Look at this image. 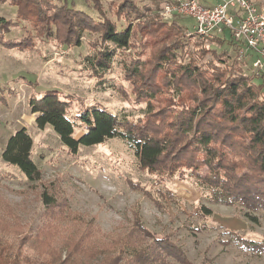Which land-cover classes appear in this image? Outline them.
I'll return each mask as SVG.
<instances>
[{
	"label": "rangeland",
	"instance_id": "374dc122",
	"mask_svg": "<svg viewBox=\"0 0 264 264\" xmlns=\"http://www.w3.org/2000/svg\"><path fill=\"white\" fill-rule=\"evenodd\" d=\"M100 1L107 16L115 20L108 9L109 4H118L122 0ZM132 1L139 8L156 9L137 10L138 18L131 21L135 30L138 26H147L153 35L151 41H156L150 48L146 45L142 48L136 43L140 38L136 35L134 46L123 52L117 51L102 77L94 76L87 67L89 56L104 51L105 43L99 32L89 29L81 31L77 37L75 32L79 29H72L66 39L61 38L68 43L62 44L55 37L56 23H68L70 28L75 24V18L63 13L56 16L55 21V10H27L30 14L23 10L20 18L29 21H20L18 25L17 8L8 1H0V17L13 23L9 24L12 27L8 32L3 30V36L19 39L24 35L25 26L32 41L30 49L25 51L0 44V264H99L104 257L117 258V252H109L108 247L115 239L125 238H128L129 246L139 243L154 255L159 253L154 242L158 239L170 242L185 254L186 264H264V253H252L236 239L237 236L240 240L264 242V213L248 212L241 204L230 206L211 202V189L206 181L211 171L208 166L198 163L194 171L181 165L170 173L162 169L150 172L140 169L133 151L117 139L79 147L76 153H70L48 126L44 129L36 127L28 101L39 98L47 90L58 91L70 102L68 112L72 120L85 109L99 106L120 120L143 124L146 118H156L154 114L158 110H165L166 100L172 98L169 90L176 88V84L186 85L193 95L199 93V82L206 80L208 74L224 68L219 67L223 63L210 50L228 53V64L233 58L237 59L235 49L227 43V36L226 39L217 36L222 42L217 45L211 38L185 35L187 31L193 32L190 18L173 12L164 19L161 9L171 0ZM255 1L264 8V0ZM52 2L99 21L100 13L94 9L93 0ZM215 2L204 1L209 5ZM175 23L183 28L182 31L167 33L165 30L175 27ZM44 24L52 31L48 37L37 33ZM175 34L178 35L175 37ZM174 38L177 44L170 50L173 62L166 67L164 63L159 65L166 72L158 73V76L165 74L169 80L164 84L162 78L157 79L164 92L151 101L141 98L136 94V84L141 94H153L154 81L146 83L144 78L150 66L157 63L153 60L154 53L166 48ZM255 60L248 53L235 68L250 76L255 74L251 68ZM135 67L140 75L146 72L142 77L144 84L141 78L137 81L132 77ZM185 68H188L187 72L195 73L191 76L183 73L182 78L188 76L195 84L180 81ZM199 72L203 76L197 78L195 75ZM257 75L260 79H254V83L263 85L264 69L255 77ZM257 101H264V88ZM169 121L164 119L163 124L167 125ZM76 126L75 138H78L84 128L78 123ZM22 127L32 139L31 158L41 173L38 182L28 181L17 167L9 166L1 159L7 139ZM165 129L170 133L167 127ZM215 134V131L210 132L214 142L212 147L216 148L212 149L213 164L221 154L229 160L223 163L226 168L219 171L220 181L229 180L226 186L231 187L237 185L239 178L248 175L252 178L248 187L253 189L251 184H254L261 188L260 194L264 196V185L258 184L255 177L256 167L254 171L249 163L247 166L244 163L243 158L251 160L256 156L248 135L241 132L223 147L217 142L220 136ZM185 143L180 144L176 156L190 155L191 150L184 149L189 145L183 147ZM176 161L182 160L177 157ZM232 162L239 168L231 169ZM238 188L240 190L242 186ZM44 191L55 198L54 208L43 205L41 194ZM252 194L253 191L248 196ZM201 208L210 210V215L201 216ZM165 260L168 264H180L173 257Z\"/></svg>",
	"mask_w": 264,
	"mask_h": 264
},
{
	"label": "trees",
	"instance_id": "16d2710c",
	"mask_svg": "<svg viewBox=\"0 0 264 264\" xmlns=\"http://www.w3.org/2000/svg\"><path fill=\"white\" fill-rule=\"evenodd\" d=\"M0 1H8L9 5L17 8L16 17L18 22L16 23L18 25L20 21H29V19L20 18L23 16V10H26V14H30V11L27 10H38L40 12L55 10L53 12L55 21L63 13L75 18L76 22L70 28L68 23L60 24L57 22L60 24L58 28V24L55 22L57 26L55 37L62 44L68 43L61 38L66 39L71 34L72 29L75 31L79 29L75 32L77 37L81 31L89 29L92 32H99L101 41L103 44L105 43L104 51H99L98 54H93L87 59V67L94 76L102 77L110 68L117 51L123 52L133 47V40L136 35L140 36V38H137L138 41L136 43L142 48L145 45L150 48L156 41H151L153 35L150 30L146 29L147 26H138L136 30L131 26V21L134 18H138L136 15L137 10L156 9H152L149 6L139 8L132 0H122L118 4H109L108 9L112 11V16L115 20L107 16L100 0H93L94 9L99 10L100 13L99 21H94L75 10L67 9L66 5H55L52 0ZM10 23L12 22L0 17V44L6 48L19 51L30 49L32 45L31 35H29L27 29H24L25 26L23 27L24 35L19 39H7L3 36V33L6 30L8 32L10 27H12V25H9ZM156 24L158 26V23ZM44 25L39 28L38 31L40 32L37 33H44L48 37L52 31H48V26ZM175 25V27L171 26L165 31L167 33H180L183 28L176 23ZM227 33L223 30L211 39L212 41L215 40L214 42L217 45H221L222 42L216 37L222 36L223 39H226L225 37L227 36L229 38L228 45L234 48L237 54L240 44L232 39L230 34L228 36ZM176 35L178 34L174 36L176 37ZM176 44L177 41L174 38L166 48L154 53L153 60L156 59L158 63L156 65L158 66L153 63L154 65L150 66L148 74L144 78L146 83H150V81L153 83L154 81L155 89L153 94H141L140 88H137L136 81L132 80V83L136 84V94L141 98H148L151 101L158 93L164 92L157 79L162 78L164 84H168L169 80H167L165 74L159 77L158 73H165L166 71H162L164 67L173 62L170 50ZM210 51L220 59V63H223L219 67L224 68H218L221 69L220 72L213 70L208 74L209 76L206 77V80L199 82V93L193 95L190 94L186 85L179 86L175 83L176 88L172 91L169 90L172 98L166 100L165 110L163 108L162 110H158L154 114L156 118H146L143 124H134L127 120H120L116 115L107 112L99 106L85 109L83 113L76 116L75 120H72L68 112L70 102L67 99H63L56 90H47L39 98L30 99L28 101L29 111L35 115L34 122L36 127L44 129L48 126L70 153H76L79 147L96 146L110 139H117L133 151L137 163L142 170L156 172L162 169L170 173L181 165H187L188 168L186 169L196 170L197 164L200 163L201 165L208 166L211 170L209 173L210 178L206 179L211 189V196L209 198L211 202L230 206L241 204L248 212L257 213L258 211H262L264 213V196L260 194L262 190L261 188H256L254 184H251L253 189L248 187L252 182L250 176H242L237 180V185H231V187L226 186L230 182L229 180L222 179L220 181L219 171L226 168L223 166V163L229 160L221 154L217 162L213 164L214 151L212 149L215 150L216 148L212 147L214 142L212 136H210V132L215 131V135L220 136V139H222H219L217 142H219V145L225 147L224 145L229 139L238 136L241 132L248 135L256 156L252 157L251 160L249 157L243 158L244 163L246 166L249 163L254 171L256 167L255 177L258 180L257 183L264 185V101H257L259 92L264 88V80L263 85H256L254 79H260V76L257 75L255 77L256 74L253 73L250 76H246L238 71L235 68L236 64H238L236 57L233 58L231 64H228V59L230 58L228 53L223 52L218 54L215 50ZM162 63L165 64L163 68L159 66L163 65ZM187 71L188 68H185V72L184 70L181 72L180 81L184 84L192 81L195 84V80H192L188 76L185 79L182 78L183 73L190 76L195 73ZM133 72L132 77L136 78V80L137 78H141L140 81L144 84L142 77L146 72L140 75V73H137V67L133 68ZM199 75H202L201 72L195 76L198 78ZM157 88L161 91L157 92ZM174 98H177V100ZM168 104L169 107L167 106ZM164 119L170 120L167 125L163 124ZM77 123L84 128V132L80 137L75 138ZM166 127L170 133L166 132ZM231 141H233V138ZM183 142H186L183 147L186 144L189 145L184 149H190V155L176 156L175 152ZM31 149L32 139L26 128L22 127L7 139L5 149L1 153V159L7 165L17 167L28 181L38 182L41 179V173L32 161ZM177 157L182 161H176ZM237 168H239L238 164L232 162L231 169ZM243 185L247 186L243 188ZM238 186H242V189L239 190ZM252 191L254 194L249 197L248 194ZM41 199L45 208L55 207V198L49 196L45 191L42 192ZM199 213L201 216H208L210 215V210L201 208ZM201 230L199 229V231ZM236 239L252 253H264V242H254L246 239L240 240L237 236ZM129 245L128 238H125V240L115 239L114 244H111L108 248H110L109 252H117V258L104 257L99 264H123L126 255L128 256L125 264H168L165 258L169 257H173L177 263L186 264L187 258L185 259V254L175 247L174 244L162 239L154 242V245L159 247V253L155 255L151 253V250H149V253L145 251L139 243Z\"/></svg>",
	"mask_w": 264,
	"mask_h": 264
},
{
	"label": "built area",
	"instance_id": "2783aa9c",
	"mask_svg": "<svg viewBox=\"0 0 264 264\" xmlns=\"http://www.w3.org/2000/svg\"><path fill=\"white\" fill-rule=\"evenodd\" d=\"M206 0H171L163 5L164 19L177 12L193 20V32L185 33L199 38H212L223 30L240 44L237 60L248 53L256 58L251 68L255 74L264 69V8L255 0H219L205 4Z\"/></svg>",
	"mask_w": 264,
	"mask_h": 264
},
{
	"label": "crops",
	"instance_id": "0c3cea01",
	"mask_svg": "<svg viewBox=\"0 0 264 264\" xmlns=\"http://www.w3.org/2000/svg\"><path fill=\"white\" fill-rule=\"evenodd\" d=\"M217 2H215V3H218L219 2V0H216Z\"/></svg>",
	"mask_w": 264,
	"mask_h": 264
}]
</instances>
